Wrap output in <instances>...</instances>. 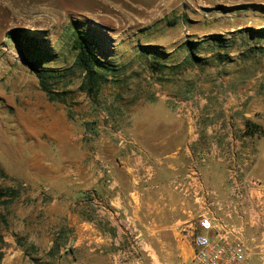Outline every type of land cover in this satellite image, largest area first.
I'll use <instances>...</instances> for the list:
<instances>
[{"label": "rangeland", "instance_id": "1", "mask_svg": "<svg viewBox=\"0 0 264 264\" xmlns=\"http://www.w3.org/2000/svg\"><path fill=\"white\" fill-rule=\"evenodd\" d=\"M12 28L41 39L54 99L9 38ZM77 31L108 66L97 68L91 90L81 86ZM256 46H264V0H0V264H33V242L63 220L71 181L81 189L103 170L112 189L116 129H189L182 104L190 100L200 116L219 111V91L198 103L200 81L254 80L238 116L261 117L264 53L248 50ZM257 236L245 227L256 259Z\"/></svg>", "mask_w": 264, "mask_h": 264}, {"label": "crops", "instance_id": "2", "mask_svg": "<svg viewBox=\"0 0 264 264\" xmlns=\"http://www.w3.org/2000/svg\"><path fill=\"white\" fill-rule=\"evenodd\" d=\"M261 80L257 81L263 95L259 118L252 110L238 116L253 93L254 80L232 84L211 80L198 84L202 91L198 103L209 105L219 91L220 109L202 110L199 129H127V133L116 129V161L109 168L112 189L101 181L103 170L87 178L81 189L75 187L78 181H71L74 190H69L63 220L57 219L48 237L33 242V264L187 263L192 247L179 237L177 225L202 213L221 218L236 199L233 184L246 196L233 220L248 232L258 231L263 253L257 262L264 264ZM157 109L161 118L168 117L162 106ZM246 122L255 128L246 129ZM60 230L65 233L58 237Z\"/></svg>", "mask_w": 264, "mask_h": 264}, {"label": "built area", "instance_id": "3", "mask_svg": "<svg viewBox=\"0 0 264 264\" xmlns=\"http://www.w3.org/2000/svg\"><path fill=\"white\" fill-rule=\"evenodd\" d=\"M186 104H182L185 117L189 127L196 129L199 111L192 107L191 100ZM242 189H237L233 184L232 196L236 199L221 218L202 213L194 220L177 225L179 237L192 247L187 264H258L255 252L245 240V225L233 220L235 213H241L240 207L246 197ZM258 246L257 254H262Z\"/></svg>", "mask_w": 264, "mask_h": 264}, {"label": "trees", "instance_id": "4", "mask_svg": "<svg viewBox=\"0 0 264 264\" xmlns=\"http://www.w3.org/2000/svg\"><path fill=\"white\" fill-rule=\"evenodd\" d=\"M7 34L9 38L15 41L19 46L21 53L25 56L32 72L37 75L39 83L46 92L48 98L54 99L55 91H53V89L50 87V83L48 81L50 78V80H52L54 73L42 66L45 57H47L49 54L42 48L43 45L41 39L30 35L28 31L21 28H12ZM187 43L190 44L191 42L188 41ZM72 46L75 50H77L76 63L84 73V81L81 85L82 88L88 87L87 90H91L94 87L96 88L101 75V73L97 71V68H108L107 63L97 57L95 52L92 50V45L79 31L74 33ZM253 49L264 53V46L249 47L248 50L250 52L253 51ZM190 56L192 61H195L196 63H200L204 60L203 58L196 57L195 55ZM246 127V129H254L255 124L246 122ZM81 193L84 196V193ZM1 257L2 254L0 253V260Z\"/></svg>", "mask_w": 264, "mask_h": 264}]
</instances>
